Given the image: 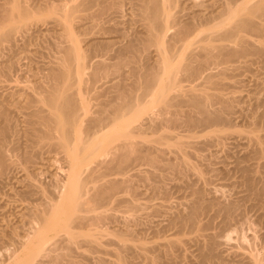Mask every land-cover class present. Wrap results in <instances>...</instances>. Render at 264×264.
<instances>
[{
    "label": "rangeland",
    "instance_id": "obj_1",
    "mask_svg": "<svg viewBox=\"0 0 264 264\" xmlns=\"http://www.w3.org/2000/svg\"><path fill=\"white\" fill-rule=\"evenodd\" d=\"M7 1L0 0V5L6 4ZM83 1L89 2V0H23L28 8L26 25L24 23L23 27V23L18 22V25L20 24L22 27L19 25L20 30L16 31L15 37L13 36L12 41L10 40L11 43L13 42L12 45L8 42L9 40L0 43V103L3 104L4 102L3 105L10 111L11 120L9 123L16 128V131L17 128H20L17 132L21 131L19 136L13 133L17 140L12 134L13 130L10 132L12 135L8 136L11 142L12 137H14L13 143L8 144L11 149L14 147L17 151L15 149L8 150L10 148L8 144L6 145L7 148L5 146L9 151L7 153V158L9 156L8 163L12 162L14 165L8 164L9 171L7 170L4 175L0 174V264L5 262L8 264L12 260H10V255H15L16 249L17 252L24 251L26 248L25 241L29 238L27 236L31 234L32 226L35 225V223L32 225L33 222H36H32L34 218L30 217L31 214L34 216L33 211L37 209L35 206L39 205L38 207H40V203L43 205V202L54 200L52 197L58 196L60 198L59 194L64 188V182L68 180L69 163L65 153L63 151L57 152L55 148L54 151L50 146L46 145L47 147H45L43 144L37 145L36 150L33 147L28 148V146L29 151L33 149L35 152L32 153L33 157L29 162L25 158L26 153L24 154L25 149L28 152V149L25 148L27 146L25 143L28 141L26 142L27 138H24V130H21L27 125L25 123L26 114L24 115L27 111L25 110L27 107L24 106L27 98L36 96L35 93L40 88H37L38 85L44 84L45 87L48 84L50 68L55 66V61L60 60L61 49L69 44L63 36V27L61 26V28L57 24L58 19L69 18L71 24L75 26L72 25L75 36L81 41L84 72L86 73L83 78L86 79L87 77L86 80L84 79L83 85L81 84V88H83L81 91H84V96L88 95V98H85L90 102V107L93 106L91 107L93 110L98 109V99L111 84L122 83L124 82L122 80H125L124 84L126 85L134 79L131 75L133 74L131 68L134 63L130 65L131 67L128 64L123 66L121 70L116 69V64L119 62L116 54L123 45L127 46L129 41L146 37L147 29L138 6L133 0H99L97 3L94 2L95 5L93 3L85 4L87 6L83 5ZM176 1L177 5L173 12L177 11L178 15L181 12L180 17L185 16L183 18L185 20L186 17H188L187 20L190 19L194 10L203 9L204 11V7L209 4L204 3L205 6L202 5L199 8L198 5L207 0ZM77 3H81L82 7ZM223 5L224 3H210L209 8L205 7L204 13H208L205 15H209V17L213 13L214 16H218L223 10ZM74 6L76 9L80 6L76 10L77 13L72 8ZM102 7L106 8L103 10ZM71 9L75 14L69 15L68 11L72 12ZM7 29L6 26L4 30ZM173 30L175 29H170L166 40L173 35ZM196 48L198 49V46L194 49ZM191 51V47L186 48L180 54L188 57L191 55L189 54ZM139 55H141L140 59H138L139 57L136 58L140 60L136 64H140L138 67H143L142 64L157 67L162 60L161 52L155 46H152L148 53ZM100 62H104L102 65L106 66L105 68L108 67L107 70L109 71L105 73L103 70L105 76L102 74L103 76L94 81L92 76L101 65ZM94 64L99 66L96 68ZM246 65L248 67L251 65L250 69L254 71L259 68L257 64ZM212 72L215 71L212 70ZM182 73L177 74V79L179 78L178 80L181 81H177L176 87L168 92L169 98L179 95L181 92L184 94L186 91L190 97L193 89L197 88L194 93H198L201 88L207 85L205 79L202 78L206 75L207 70H205L204 76L201 74L198 79L197 77L193 78L194 81L192 78L185 77L184 72ZM247 73L250 74V71ZM90 77L92 82L97 84L90 83L88 79ZM181 77L183 78L181 79ZM201 90L199 93L202 92ZM208 91L212 92L211 89ZM188 97L186 98L188 99ZM101 98L103 99V97ZM152 106L145 105V109L135 122L138 125L141 124L140 127L143 125L147 128H142L143 134L140 133V136L136 138L139 152H141V156H144V159L140 157L141 160L138 159L137 163H125V170L123 169L125 174L121 175L122 171L118 176L121 180H125L124 183L128 185L123 187L122 184L123 189H120L115 197L109 199L105 205L97 208L96 211L90 212V214L105 212L104 217L100 220L101 224L100 221L97 222L98 225L96 226L97 223H94L95 231L93 225H91L92 227L86 225L87 228H94L92 232H96L98 238L100 236L102 246L99 245L98 238V244L95 243L97 246L94 244V247L93 245L89 246L90 243L86 241L85 244L81 241L80 243L83 245L80 247L77 244L71 252L72 255L66 257L68 260L63 258L64 260L62 259L63 262L62 260L61 262L63 264H253L256 255L261 264H264V191L261 195L255 196L253 191L247 188L245 176L242 177L235 167L232 168L233 164L229 166L231 168H228L223 162L233 161L237 156L243 155L244 150L241 153L227 145L226 149L222 147L223 151L221 147L210 144V136L206 135V132L200 129L201 127L190 129L183 122L184 116H181L182 114L185 115L186 112L189 113L190 110L192 111L186 103L182 104V110L180 109L179 114L181 111L186 112H181V115L178 114L183 120L177 117L178 122L170 120L171 117L177 115L174 114L177 111L174 113L164 111L166 112L164 115L163 111L159 109L161 106ZM170 109L172 111V108ZM90 115H85L83 121L86 119L88 121ZM166 118H169V121ZM3 121L0 118V126L6 124ZM86 121L83 122V125L88 123ZM149 124H153L152 129L146 126ZM8 140L6 143L10 142ZM178 140L183 141L181 147L175 145ZM39 146L44 148L40 150ZM19 147H21V151L18 150ZM112 151L114 155L110 152L106 156H98L91 165L95 164L93 166L95 167L102 159L109 160L119 153L116 149ZM149 154L150 158L151 156L154 158V162H150ZM153 158L151 159L153 160ZM107 177L114 178L117 177V174L113 177L109 174ZM258 181L260 182V179ZM258 181H256L257 186H261ZM35 191L36 193H34ZM56 198L55 200H57ZM227 206L234 208L229 214L224 210ZM192 210H195L196 214L193 215ZM28 222H32V224L29 225ZM116 231L120 232H118L119 237ZM170 239L177 242L172 241V243ZM51 240L49 239V243L45 244L48 250L50 247V250L54 249L55 246L52 247V245H56ZM60 242L61 240L57 244L59 245ZM62 242L60 245L64 249L65 243ZM59 248L56 245V251ZM61 249L58 251H62ZM45 250L42 252L43 256L36 258L35 264H40L44 260H47L46 264L48 263V250ZM21 254L19 253L20 256ZM70 260L71 262H69ZM45 263L43 262V264Z\"/></svg>",
    "mask_w": 264,
    "mask_h": 264
},
{
    "label": "bare ground",
    "instance_id": "obj_2",
    "mask_svg": "<svg viewBox=\"0 0 264 264\" xmlns=\"http://www.w3.org/2000/svg\"><path fill=\"white\" fill-rule=\"evenodd\" d=\"M97 1L99 0H89L88 3L95 5ZM133 1L138 6L144 20L147 34L142 39L139 38L142 36H139L138 38L140 40L129 41L130 43L128 42L127 46L123 45L121 50L119 49L120 51H117L118 54L116 55L118 56L119 62L117 61L116 69L121 70L123 66L128 64L130 66L134 63L131 68L133 73L131 75L134 79H132L133 82L129 79L130 82L126 83V85L124 84L125 80H122L124 81L122 83L111 84L104 93L101 92L103 99L101 97V99L99 98L100 100L98 99L97 110H93L91 108L93 106L90 107V102L85 98L88 95L84 96V91H81V89L83 90L81 84L85 82L87 77L86 79L83 78V75H86L84 72L85 65H83L84 55L80 45L81 41L75 36L74 25L71 24L72 22H70L71 20L69 18L65 17L63 19L59 18L57 21L59 27H63H61L64 29L62 31L64 34H62L69 44L64 46V50L61 49V55L63 56L60 55V60L57 59L59 61H55V66L52 68L49 67L51 70L48 72L50 73L47 81L48 84H45V87L43 86L44 84L42 86L38 85L37 88H40L39 90L36 88V96L27 98V102L24 105L27 107H25L27 111H24L25 113L23 112L24 115L26 114L27 119L25 118V123L27 125L26 128H21V130H24V138H27L26 142H28L25 143L27 145H25L26 147L21 146L25 148L28 146V148L33 147L36 150L37 145L43 144L45 147H47L46 145L50 146L54 151L55 149L57 152L63 151L69 163L68 180H65L67 182H64V185L62 183L64 186L63 190L61 189L62 192L59 190L61 193H57L60 198L56 196L57 198H55L57 200H55L52 197L54 199L51 200L52 202L46 199L48 202H43V205L40 203L42 205L40 207H38L39 205L35 206L37 207L36 210L32 208L35 211L31 209L34 216L31 214L30 217L34 219L29 220L36 222H33V224L32 222H28L29 225H34V223L35 225L32 226L31 234L27 236L29 238L25 241L26 248L22 252H17L18 250L16 249L15 255H10V260H12L8 264H35L34 262L35 260L37 261V257L43 256L42 252L45 249L48 250L45 244L49 243L48 241L51 238L53 240L51 241L56 243L60 247L59 249L62 248V251L59 252V249L56 251V245H52L55 248L52 250H50L51 247L49 248L47 264H61L64 260L63 258L67 259L66 257L72 255L71 252L77 244L80 247L83 245V242L85 244V241L90 243L89 246L93 245V247L95 243L98 244V239L99 241L101 240L100 236L98 238L97 233L92 232L94 228H87L86 225H90V227H92L91 225L93 227L98 225L97 222L102 220L105 212H94L95 214H90V212L96 211L97 208L99 209V207L105 205L109 199L115 197L117 195L116 193L126 185L124 183L125 180H121L118 176L122 171L123 173L121 175L125 174V163L138 162L140 157L144 159V156H141V152H139L137 146L138 140L136 138L140 136V133L143 134L142 128L144 129L146 127H143V125L140 127L141 124L138 125L135 122L139 119L138 116L143 109H145V105L148 106V104L161 106L159 109L163 111L164 115L166 114L164 111H167V113L177 111L174 113L177 115L170 118L171 121L178 122V118L180 117L179 119L183 120L181 116H184L183 122L190 129L201 127L200 129L205 131L206 135L210 136L209 142L212 145L219 146L221 149L222 147L226 149L228 145L233 150L237 149L241 153L244 150L245 153L239 155V157L237 156L238 158L236 157L233 161H223L224 165L231 168L229 166L233 164L232 168L235 167L241 173L242 177L245 176L246 186L253 191L255 196L261 195L264 191V0H207L203 4H199L198 7L205 6L204 3H224L222 12L218 16H214V13L212 15L210 13V17L209 15H205V7H208V4L204 7V11L202 7V10H194L189 20H187L188 17H186V20L183 19L185 17L184 14V17H180L182 15L181 12L179 13L180 15L176 13L177 11L173 12L174 7L177 5L176 0ZM10 3L11 5H9ZM88 3L84 2L83 5H88ZM77 4L82 5L81 3ZM76 6L72 8L77 13L76 10L80 6L77 9ZM69 11V15L75 14L74 11ZM27 12L28 8L23 0H8L6 4L0 5V43L4 40H9L8 42L10 40L12 41V37H15L14 34L17 33L16 31L20 30L19 27L21 25L19 24V26L18 22L23 23L22 26L24 27V23L28 20ZM6 26L8 29L5 31ZM172 28L175 29L173 30V35L166 40ZM12 43L10 42L11 45ZM194 45L195 47L198 46V49L196 48L197 50L194 49ZM152 46L158 47L161 52L162 60L160 61L161 58L159 59L161 62L160 65L158 64L157 67H152L148 64H142L143 67H138L140 64H136L140 60L136 58L139 57L138 59H140L141 55L139 54L148 53V50ZM190 47L192 48L191 53H189L191 55L184 57L180 54L182 50ZM100 63L98 64L100 65ZM102 63L100 66L97 64L99 66L98 70L100 71L96 70L97 72L95 71L93 76L90 75L94 81L104 75L103 70L105 73L109 71L107 70L109 68H105L106 66H103ZM246 64H257L259 68L254 71L250 69L251 65L248 67ZM210 69L215 72H212ZM205 70H207V73L204 76ZM249 71L250 74L247 73ZM182 72L189 79H195L196 77L198 79L202 74L204 76L202 78L205 79L204 81L207 82V85L201 88L202 90L200 89L202 91L201 93H199V89L198 93H194L197 88L195 90L193 89V93L191 95L189 94L190 97H188L186 91L185 93L188 99L185 97L186 94H183L180 90L178 92L180 91L181 95L179 94L169 98L170 95L168 92L176 87L178 84L177 81H181L178 80L179 78L177 79V74ZM88 79L91 83V77ZM208 89H211L212 92H209ZM88 91L90 92V90ZM183 103H186L192 109L189 113L181 111L182 113L186 112L184 113L185 115H181V112L179 114ZM3 104L0 103V118L6 124L0 126L1 175L7 173L8 166L13 164L12 162L10 164L8 163L9 156L7 158V153L9 151L6 149L8 146L10 147L8 143L12 144L15 139L17 140L13 133L18 136L21 135L20 130L17 132L20 128H17L16 131V128L9 123L11 120V115H9L10 111ZM170 108H172V111ZM161 111L159 110V112ZM173 113L172 115H174ZM87 114L90 115L88 121H86L87 119L85 120L88 123L83 125V122H85L83 118ZM159 115L162 114L159 113ZM166 119L169 121V118ZM152 125L149 124L146 126L151 128ZM12 130L15 139L11 136L13 138L11 142L9 135H12L10 133ZM7 139L10 142L6 143ZM182 142L178 140L175 145L181 147L183 145ZM7 144L8 146H6ZM15 145L18 146V144ZM39 147L41 148V146ZM20 148H18L19 151H21ZM12 149L15 148L13 147ZM115 149L119 152L117 155L115 151L117 156L108 158L109 160L102 159L101 161L99 159L101 162L97 163L98 165L95 167H93L95 164L91 165L96 157L106 156ZM15 151L17 150L15 149ZM24 151V154L26 153L25 158L28 161L32 160V153H35L33 149H30V151L28 149L27 151L29 153L26 152V149ZM112 154L114 155V153ZM151 158L153 157L151 156ZM151 158L149 154L150 162H154V158L153 160ZM185 161L187 162V160ZM255 172L259 174L256 175ZM109 174L112 177L117 174L118 178L107 177ZM256 181L261 186H257ZM122 184L123 187L121 186ZM225 208L224 210L229 214L233 206H227ZM32 211L30 212L32 213ZM192 212L193 215L196 214L195 210H192ZM94 223L97 224L94 226ZM99 223L101 224V221ZM118 232L116 231V233ZM119 233L117 234L118 237L120 236ZM60 240L65 243V250L60 245L61 242L59 245L57 244ZM81 241L82 243H80ZM23 244L22 246H24ZM95 246L97 245L95 244ZM45 252L47 253L46 250ZM19 253L24 255L22 256L21 254L20 256ZM44 256H46L45 253ZM43 262L45 263L47 260L41 261L42 264ZM253 264H261V261L256 258V255Z\"/></svg>",
    "mask_w": 264,
    "mask_h": 264
}]
</instances>
